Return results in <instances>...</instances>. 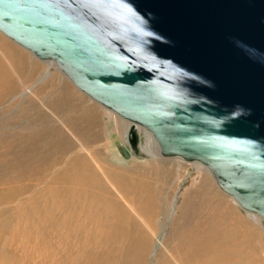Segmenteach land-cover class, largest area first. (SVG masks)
I'll return each instance as SVG.
<instances>
[{
  "label": "water",
  "instance_id": "1",
  "mask_svg": "<svg viewBox=\"0 0 264 264\" xmlns=\"http://www.w3.org/2000/svg\"><path fill=\"white\" fill-rule=\"evenodd\" d=\"M0 32L264 227V0H0Z\"/></svg>",
  "mask_w": 264,
  "mask_h": 264
},
{
  "label": "bare ground",
  "instance_id": "2",
  "mask_svg": "<svg viewBox=\"0 0 264 264\" xmlns=\"http://www.w3.org/2000/svg\"><path fill=\"white\" fill-rule=\"evenodd\" d=\"M21 53L0 38V55L5 59L4 61L0 56V102L8 99L17 89L9 68L23 71L25 62L24 54ZM23 92L30 93L26 89ZM138 129L140 132L141 127L138 126ZM142 132L146 136L145 143L148 146L145 148L141 145V147L151 154L157 151L159 155L157 144L152 141L151 134ZM56 146V153L54 155L55 151H53L54 156L48 158L51 163L47 166H42L40 169L37 167L19 169L24 173H21L22 176L32 175L34 180L38 181V176L47 175L49 169L53 168V176L47 183L57 185L50 188L51 186L46 184L49 188L47 190L37 188L42 192L43 197L31 204L34 213L12 214L11 204L14 195L18 196L19 194L16 193L24 192L26 187L21 185L13 189L4 185L0 188V244H2L0 264H145L150 239L143 224L147 229H154L156 209L161 205V196L158 195L154 200V195H151V189L155 186L146 181L138 185L136 178L130 176L124 181L118 179L114 181L120 194L125 197L134 194L140 203L137 207H124L111 195L106 182L92 174V167L88 165L87 159L82 154L61 164L60 159L70 146L64 144L62 147ZM28 160L27 165L30 162ZM31 160L33 161L32 158ZM44 171L47 174H44ZM207 171L212 175L208 169ZM15 178L17 180V177ZM13 179L11 177V180ZM165 180L166 178L162 176L161 182L155 184L157 190H154L153 194L161 193ZM0 183L6 184L9 181H0ZM37 189L31 190L38 191ZM41 202L43 205L40 204ZM192 204L188 202L182 204L180 213L171 225V232H178V235L167 240L171 246L168 253L174 260L160 252L156 264H250L252 260L254 263L256 253L250 248L252 233L248 228L242 229L239 220L228 212L226 207L214 208L208 215H203L204 208L207 210V202ZM14 205L18 207L17 204ZM183 225L188 227L182 229ZM5 236L11 238V241H22L23 246L17 248L16 259L13 257L16 248L4 247ZM29 241L37 245L33 246V243L28 247ZM41 244L44 247L40 246ZM53 245L58 250H55ZM24 246H27L26 250L23 249ZM20 249L22 251L18 252ZM61 249L64 253H61ZM35 255L40 259L35 260Z\"/></svg>",
  "mask_w": 264,
  "mask_h": 264
},
{
  "label": "rangeland",
  "instance_id": "3",
  "mask_svg": "<svg viewBox=\"0 0 264 264\" xmlns=\"http://www.w3.org/2000/svg\"><path fill=\"white\" fill-rule=\"evenodd\" d=\"M0 38L2 40H4L5 42L9 43L13 48H15L20 53L22 52L21 54H24L23 56H24V62H25L24 69L22 72L19 71L18 69L15 70L12 67L9 68V72L11 73L14 81L16 82L17 85H18L17 82H19V85L17 86L16 91L14 93H12V95L8 99H4L3 101L0 102V120H1L2 116H4L5 119L8 116L7 112L5 114L2 113L3 108L1 106L2 105L6 106L9 104L10 105L16 104L17 101L20 100L21 98H23L24 94H26L23 92L25 89L29 90L31 93L32 88H33V83L36 86L37 81H41V80H45V79H51V78H57V77L58 78H67V77L64 74H62V72L57 68L54 61H52V60H39L38 58L33 56V54H31L28 50L24 49L23 47H21L20 45H18L17 43L12 41L11 39H9L7 36H5L2 32H0ZM0 56L5 61L4 57L2 55H0ZM23 81L24 82L27 81V82L23 84ZM30 93H27V94H30ZM108 112L113 117L115 124L117 126L116 136H115L116 141H115V145L113 146V149L115 150V152L117 154H120L124 159L125 154L122 150V147L127 146L126 130H127V126L129 125V123L127 121H125L124 119L120 118L114 112H112L110 110H108ZM114 121H112V123H111L112 126H114V123H113ZM142 131H144L146 133H148V132L143 130L142 128L140 129V133H141L140 134V145H144L143 147L146 148L148 146L145 143L146 142V140H145L146 136ZM30 135H28L26 138L27 142H28V140H29V143L36 141V138L34 136H30ZM44 137L46 138L45 142H46L47 146L45 144H42V147L45 148V150H46L45 151L46 156L44 154L42 155V152H39V150L38 151L32 150L33 147H31V145H30L27 148V149H29V151L26 152L27 153L26 157L30 160L25 158L30 162L27 165L26 164L27 160L23 159L22 160V162L24 161L23 162L24 163L23 168L37 167L40 169V167L45 166V165L47 166L48 163H51L50 160H48V158L50 156L55 155V153H56L55 149H57V146H56V144L51 145L50 140H48V138H49L48 136H44ZM152 141H154L153 138H152ZM12 145H13V142L9 143V142H6V140H3L2 138H0V166L2 163L4 164V165L2 164V166L0 167V181H9V183H6V184L0 183V186H1L0 188H3L4 185H5V187L11 186L12 188L13 187L15 188L16 186H21V185H22V187L23 186L26 187V190H25L26 192L24 191V192L16 193V195L19 194L18 196L14 195V197L12 199L13 203L11 205H13V208H12V214L13 215H16L15 213H20V212H26L28 215L30 213H34L33 212L34 208L32 207V205L34 203H36V201H38L39 199H41L43 197L42 192H39V190L40 189H44V190L49 189L46 184L50 185V183H47V181L51 180V177L53 176V170H52L53 168H50L49 169L50 171L48 170L49 172L46 170L48 172V174L46 173V171H44L45 172L44 174H47V175H45L46 177L44 175L38 176L39 182L34 180V178H33L34 176H32V175H30L28 177H26L24 175L22 176L21 173L22 174H24V173L20 172V170L23 168L20 167L19 161H17V162L13 161L11 165H9L8 162L6 161L8 155L12 153L11 152V150L13 148ZM3 147L5 148V150H1V148H3ZM30 147H31V149H30ZM145 148H144V150H146V152H147V149H145ZM73 149H74V146H72L70 144V149L67 151V153L63 154V156L60 159L61 164H64L69 160L70 161L73 160V157H75L73 155V153L71 152V151H73ZM53 151H55L54 155H53ZM38 154H40V156ZM78 154H81V153L77 152L76 155H78ZM31 158L33 159V161L31 160ZM37 159H39V160H37ZM62 159H63V161H62ZM45 160L47 162H45ZM122 163L124 166L127 167V177L126 178H128V176L135 177L136 183L138 185H141L143 182L146 181V183H149L150 185L155 186L151 189V195H154V200H156V197H158V195L161 196V205L158 209H156L157 212H156L155 217H154V229H152V230L147 229L145 227V225L143 224L144 230L146 231V233L150 239V245H149V248L147 251V258H146L145 264H156V261L158 259V254L160 252H163L162 254L169 257L172 261L174 260L173 257H170L171 255L168 253V249L170 250L171 246L167 240L170 237H175L176 235H178L177 231L171 232V225H172L174 219L180 213L181 205L185 204L187 202H188V204L193 203L192 205H195V204L200 203V202H207V204H206L207 210L204 208L205 211H202L203 215H205V214L208 215L209 211H211L214 208L220 209L222 207H226L225 209L228 212L232 213L233 216L235 218H237V220H239L240 227L242 229L248 228L250 230V232L252 233L251 242H250L251 247L250 248L254 249V253H256V260L254 259V263L252 260L250 264H264V227L262 225V220L260 219L259 216L252 214V213L250 214L249 212H246L245 210H243L233 200V198L231 196H229L225 192H223L218 187L215 179L213 178L212 175L209 174V172L204 167V165H202L199 162H186L179 157H162L160 155H157V151L155 154H151V152L148 151L147 155L144 157H140V156H137L135 154H131L126 158V160L124 159V161ZM37 164H39V165H37ZM24 166H26V167H24ZM162 176L166 178L165 185H164V187L162 186L160 194H157V193L153 194V191L157 190V186L155 184L156 183L158 184L159 182H161L160 180H162ZM11 177L12 178L17 177V180L15 179L13 181V180H11ZM42 177H44L45 179L44 178H43L44 180L41 179ZM158 177H160V180H158ZM3 178H4V180H3ZM23 178L25 181H22ZM126 178L121 179V180L124 181ZM20 179H21V181H19ZM17 181H19V182H17ZM43 181H45V182H43ZM19 183H21V184H19ZM23 184H25V185H23ZM109 184H110V188H108V190L110 191V193H112L111 195L113 197H116L117 200L120 201L122 206L128 207V208L139 206L140 203L138 200H136L134 194L125 197L117 191V187L115 186V182H110ZM56 185L57 184L53 183L52 185H50L51 186L50 188H52ZM22 187H19V188H22ZM45 187H46V189H45ZM27 188H29V189H27ZM31 189H37L38 191H33ZM21 193H23V194H21ZM111 195H110V197H111ZM18 201L21 202L24 205V207ZM42 202L44 204V201H42ZM42 202L40 204H42ZM189 202H191V203H189ZM14 204H17L18 207L15 206ZM27 208H30V210ZM195 209H196V207H195ZM9 217H11V216H9ZM181 227H182V229H184V228L188 227V225H183ZM4 242L6 243L4 247L9 248L11 246L12 248H16L15 254L13 256L16 259L17 248L19 249L20 247L23 246L21 244L22 241H19V240L11 241V238L9 239V238H7V236H5ZM171 242H174V241H171ZM33 243L34 242L29 241L27 244L28 247ZM1 245L2 244H0V246ZM35 245H37V244L34 243L33 246H35ZM40 246H43V245L41 244ZM53 246H55V245H53ZM24 247L25 248H23V249L26 250L27 246H24ZM54 248H55V250H58V248L56 246ZM21 251L22 250L20 249L18 252H21ZM59 252H60V250H59ZM61 253H64L63 249H61ZM37 256L36 255L34 256L35 260L40 259L39 256L38 257Z\"/></svg>",
  "mask_w": 264,
  "mask_h": 264
},
{
  "label": "crops",
  "instance_id": "4",
  "mask_svg": "<svg viewBox=\"0 0 264 264\" xmlns=\"http://www.w3.org/2000/svg\"><path fill=\"white\" fill-rule=\"evenodd\" d=\"M1 107L2 113L7 112L8 116L6 119L2 116L0 120V138L13 142L12 153L6 159L8 163L19 161L23 167L22 160L30 145L33 150L46 155L42 144L47 146L44 136H48L51 145L74 146L73 155L80 152L92 167V174L106 182L108 188L110 182L127 177V167L122 162L128 156L124 155L123 159L113 149L117 128L113 117L68 78L37 81L30 94H24L14 105ZM28 135L34 136L36 141L27 142Z\"/></svg>",
  "mask_w": 264,
  "mask_h": 264
}]
</instances>
